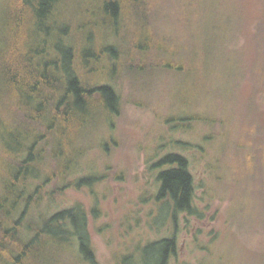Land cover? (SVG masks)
Listing matches in <instances>:
<instances>
[{
  "label": "trees",
  "instance_id": "16d2710c",
  "mask_svg": "<svg viewBox=\"0 0 264 264\" xmlns=\"http://www.w3.org/2000/svg\"><path fill=\"white\" fill-rule=\"evenodd\" d=\"M174 1L0 0V264H99L90 221L103 212L99 197L107 199L111 182L127 181V174L110 164L85 167V158L121 145L117 122L131 99L119 84L148 93L167 77L186 84L194 77L193 89L199 80L172 29L200 18L184 10L210 11L203 0ZM200 119L207 118L184 121ZM160 155L148 168L157 190L143 203L154 202V221L169 222L171 234L135 241L114 255V264H172L180 254V220L205 217L194 155ZM85 190L95 197L92 207L58 205L69 191ZM212 260L227 262L224 254Z\"/></svg>",
  "mask_w": 264,
  "mask_h": 264
},
{
  "label": "rangeland",
  "instance_id": "374dc122",
  "mask_svg": "<svg viewBox=\"0 0 264 264\" xmlns=\"http://www.w3.org/2000/svg\"><path fill=\"white\" fill-rule=\"evenodd\" d=\"M203 3L210 12L184 10L183 16L200 18L177 22L172 29L185 60L192 67L195 62L193 75L199 80L194 89L189 86L194 77L187 84L172 77L157 80L148 93L133 91L127 82L119 84L125 99H131L117 122L121 145L110 155L94 149L85 158V167L100 170L110 164L127 174V181L111 182L107 199L99 197L103 212L90 221L99 264H114V255L135 241L171 234L169 222L154 221V202L143 203L157 190L149 164L168 152L194 155L198 204L205 212L189 223L185 216L180 220V254L172 264H215L212 259L222 254L227 262L220 264L264 261V0ZM174 9L180 10L177 4ZM213 23L223 27L214 28ZM191 115L207 119L184 121ZM78 201L88 208L96 203L85 190L69 191L58 205ZM136 215L142 218L140 224L133 219ZM131 224L136 228L128 233Z\"/></svg>",
  "mask_w": 264,
  "mask_h": 264
}]
</instances>
